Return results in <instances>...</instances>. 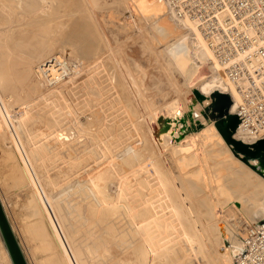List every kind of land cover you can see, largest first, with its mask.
<instances>
[{
  "label": "rangeland",
  "instance_id": "rangeland-1",
  "mask_svg": "<svg viewBox=\"0 0 264 264\" xmlns=\"http://www.w3.org/2000/svg\"><path fill=\"white\" fill-rule=\"evenodd\" d=\"M152 10L146 13L138 9L133 0H0V63L2 61V66L9 68L7 92L11 90L21 97L15 115L25 122L23 139H28L29 154L41 173L44 188L63 205L64 229L76 254L77 250L87 254L84 259L77 255L78 264H219L216 261L225 237L219 224L223 223L226 233L228 217L233 213L228 202L235 201L238 209L235 216L241 217L243 223L254 222L250 196L257 199L258 193L264 190L261 175L246 161L231 154L214 129L213 120L203 113L210 98L205 102L192 100L193 90L166 53L163 44L167 39L159 35L161 22L158 13ZM78 19L88 29L89 53L83 54L84 44L73 37L77 34L75 23ZM33 34L36 38L39 35L41 46L55 47L51 51L56 53H50L36 64L35 60L31 65L33 79L23 82L26 60L35 57L37 51ZM59 51L65 63L64 75L58 82L48 84L36 70L37 64L59 55ZM75 53L80 54L79 58L74 57L77 56ZM36 79L42 80L39 88L33 83ZM0 89L3 90L1 86ZM90 94H95V99L86 101L85 97ZM161 114L172 117L173 131L169 136L174 142L167 140L164 161L158 163V156H148L151 154L142 146V140L137 142L135 129L147 131V121H156ZM29 131L36 135L31 137ZM211 137L221 145L220 160L240 163L245 173L243 177H236L233 170L222 167V162L214 159L216 156L205 155L203 161L211 158L210 165L204 164L205 169L216 173L214 166L221 168L218 177L223 178L225 185L241 178L237 185L240 192L225 201L217 200L212 185L215 180L207 170L201 171L192 158L197 148L204 152L202 147L210 143ZM132 139L136 140L133 142ZM3 140L0 139V193L27 261L38 264L47 255L37 250L36 254L32 252L34 240L24 230L27 222L37 223L35 219L36 223H33L32 218L25 217L29 216L30 198H27L30 190L26 182L17 181L9 173L12 168L8 166L7 157L12 155L3 153L10 148V141L5 139L4 143ZM190 141L194 142L195 150L184 149ZM140 151L143 155L146 153V158L137 156ZM191 153L193 161L185 164L183 159L187 155L189 159ZM248 161L257 163V159ZM76 165L80 171L74 169ZM194 167L198 168H195L197 175ZM93 177L101 180L100 188L92 189L95 190L93 193L101 194L92 206L95 216H89L87 212L77 215V208L84 211L93 204L94 200L89 199L93 194L81 192L83 187L90 185ZM16 182H19L18 188ZM86 202L92 204L87 206ZM224 205L229 208L223 207V219L213 218V209ZM72 208L74 210L70 212ZM242 228L238 229L239 239L243 235ZM84 230L90 232L91 239L96 235L108 239L100 247L104 257L95 259V253L89 252L81 232ZM239 245L240 241L231 247L230 255L238 251ZM0 264H8L1 243Z\"/></svg>",
  "mask_w": 264,
  "mask_h": 264
},
{
  "label": "bare ground",
  "instance_id": "bare-ground-1",
  "mask_svg": "<svg viewBox=\"0 0 264 264\" xmlns=\"http://www.w3.org/2000/svg\"><path fill=\"white\" fill-rule=\"evenodd\" d=\"M133 1H134V6L135 7H137L140 10H143L146 13L150 12L151 9H153L152 10L153 12L155 11L156 13H158V17H159V20L161 22L160 23L161 24V28L160 29H162L159 32V35L161 36V38L167 39V43L163 44V47H164L166 53L169 55V58H170L172 64L179 71V73L182 74V76L184 77V81L186 82V84L188 86H190V88H192L193 93H194V90H197L198 92H200L201 94L204 95V98L199 101L195 97V95L193 94V96H194L192 98L193 101L197 100L199 102H205L206 100L209 99L210 93L215 91V90L216 91H221V92H230V94L232 95L234 100L238 99L237 95L235 94L233 89H231V87H230V82H229V80H228V78H227V76L225 74L223 66L218 61H216L214 59L210 49L206 46L204 40L202 39V37H201V35H200V33H199V31H198V29H197V27H196V25H195V23L193 21H191L190 19H180V18H177L174 15H172L170 10H167V8L169 9V7H168V4H167L166 0H133ZM75 28L77 29V31H76L77 34L74 35L73 37L74 38L76 37L80 41L81 44H84V45H82L83 46V50H82L83 52L82 53L84 54V53H86V51H88L89 42H90V41L88 42V39H87V36H89V35L86 36V32H88L87 31L88 30L87 26H85L83 23L81 24L79 22V19H78V21L75 23ZM37 34H39V33H37ZM39 35H37V38H36V36H34V34L32 35V36H34L33 38L36 39V41H34V43L36 45L35 47L37 48L36 49L37 51L34 53L35 57H32V59L26 60L27 61L26 62L27 65H25V67H23V68H25V70L22 71V72H25V76L23 75L24 76V81L22 79L23 82H25V80L29 81V80L33 79L32 77H34V76H32L33 73L31 75V72H33V71H31V65H32V63L35 60H36V62H34V63L36 64V63L39 62V60H41L43 57L45 58V56H48L50 53H54V54L56 53V52H54V50L51 51L52 49H55V47L54 48H47L45 46H41L40 45V43H39ZM24 36H26V35H24ZM67 36H68V34H67ZM69 37H70V35H69ZM40 38H42V37L40 36ZM27 39L29 40L28 37H27ZM27 39L26 40L23 39V40L27 41ZM30 39H32V38H30ZM43 39H44V37H43ZM27 42H25V43H27ZM55 42H53V43H55ZM49 43H50V46H53V44L51 42H49ZM32 44L33 43H31V45ZM26 45L28 47V44H26ZM26 45H24V47ZM29 46H30V44H29ZM73 46H75V45H73ZM77 46H76V48H77ZM27 47H26V49H27ZM79 47L80 46H78V48ZM73 48L74 47H72V50H73ZM76 48H74V50H76ZM21 50H23V49H21ZM94 50H95V48H94ZM74 52H77V51H74ZM74 52H72L73 55H74ZM61 53L62 52H60L59 55L56 54L55 56H52V58H47L46 60H43V62H40L39 64H37L38 69H36V70L42 71L45 76L48 73L51 75V77L46 76L47 77L46 80L48 82L52 81L53 79H55V77L57 75V71L59 70V68H61V66H57L58 64L60 65L62 63L61 60H60L61 55H62ZM88 53H89V51H88ZM31 55H33V54H30V56ZM75 55H77V56H74L75 58H79L78 55H80V54L75 53ZM27 56H29V55H27ZM92 57H93V54H92ZM83 59H85V58H83ZM77 60H79V59H77ZM50 61H53V63L52 62L50 63ZM2 63L3 62L1 61V63H0V86L2 87L3 90L0 89V139L3 140V137H4L6 139V141L7 140L10 141V148H7L6 149L7 150L6 153H3V154H7V153L10 154L11 153V155H12L11 157H7L8 158L7 160H9L8 166L10 167V169L12 168L11 170H9V173L11 174V176H13L12 178L16 179L17 181L22 182V183L26 182V184L28 185L29 190H30L29 191L30 192L29 196L26 195V197L28 196L27 199L30 198L29 201H28V203H30V208L28 210V215L29 216H25V217H29V219L32 218L31 219L32 222L34 223L35 221H37V223L35 222L36 225H33V224H28V222H27V225H25V227L24 226L23 227L25 228L24 230H26L29 233V235L27 234V236H30L31 240H34L33 242L31 241L32 243H34V245H32L33 246L32 252L36 254L35 250H37V251H39L40 254L48 256V257L46 256V259L44 258L45 259L44 261L40 260V263H38V264H78L77 255L81 259H84V256H87V254H84L85 253L84 250L82 252L77 250L78 254H76L75 249L73 247V244L71 243L68 235L66 234V230L64 229L65 223H64L63 219L65 218V216H64L65 210L63 209V205H62L60 200L56 199L57 197L55 198V197H53L51 195V193H52L51 191L46 190L44 188L43 183L40 180V174L41 173L36 169L33 157H31L30 154H29L28 139H26V140L23 139V135L25 134L26 130L22 126H25V122L22 123L23 121L20 120L15 115V109L16 108H18V109L20 108V103L19 102L21 101V99H20L21 97L19 98L16 95V93L15 92L14 93L11 92V90L7 92V90H8L7 86L9 85L10 81L7 78L6 75L8 74L9 68H8V66L5 67L4 64L2 66ZM47 64H48V68H45V66ZM2 71H4V72H2ZM79 71H81V70H79ZM20 73H21V71H20ZM38 80L36 79V82L33 81V83H35V85L39 88V87L42 86L41 84H43V83H42V80L41 81H38ZM47 81H45V82L48 83ZM105 82L107 83V81H105ZM52 83H48V84H52ZM101 83H103V82L101 81ZM59 85H57V87ZM108 85H109V81H108ZM53 88H54V86H53ZM59 88H57V89H59ZM48 89H49V87H48ZM32 90H34V89H32ZM107 90H105V91H107ZM12 91H13V88H12ZM46 92H48V91H46ZM59 92H60V89H59ZM67 93H69V90H68ZM102 93H103V91H102ZM74 94H75V92H74ZM105 95H106V93H105ZM101 96H103V95H101ZM85 98H86V101H93L95 99V94H93V95L90 94V95H88V97H85ZM108 101H110V100H108ZM110 102H112V101H110ZM209 102L210 101L206 102V105L209 104ZM97 113H98V111H97ZM130 114H127V115H130ZM130 116L134 117V115H132V114ZM155 119H156V121H153V120H148L147 121L148 122L147 123L148 124V130L147 131H146V129H144L143 132H142V129L139 130V131H136V129H135V135H136L137 142L142 140V144L144 143L142 146L147 148L148 151L150 152L151 155H148V156L152 157L154 155H157L158 157L156 158V160H158V163L159 162L161 163V162L164 161V156H165L164 153H165V151L168 148L167 147V140L170 139V140H172V142H174L173 141L174 139H172L169 136V134L173 131L172 128H171L172 117L164 116V115L161 114V115H158V117L155 118ZM161 120L163 122H166V124H164V128L163 129L160 126V121ZM212 124H213V127L216 130L219 138L223 141V143L226 145V147H228V149L230 150L231 154L234 157H236L237 159L243 160L241 158V155H237L234 152V150L231 148V146L224 140L223 136L220 134V132L216 128V126L214 124V121H213ZM140 128H141V125H140ZM141 132H142V134H141ZM147 132L149 133V135L147 134ZM29 133H30L31 137L36 135V132H34V131H29ZM232 138L236 142H238L239 144L243 145V144L251 143L253 140H255V135H253L249 131H245V130L237 127L236 132L233 134ZM5 139L3 140V142L5 141ZM135 140H133V142ZM213 141L217 145V150H215V146L216 145L213 143ZM194 145H195L194 142L190 141L189 142V146L185 147L184 149H188L189 148L190 151H191V149H194ZM219 146L221 147V145L219 144L217 139L211 137L210 143H208L207 146H205V147L203 146L202 147L204 149V152L202 150H199V148H197V150L194 149L195 152H196V153H194V157H192L193 156L192 155L193 152H192L190 154L191 156H189V159H187L188 158L187 157L188 155H187L186 156L187 158L185 157V159H187V160H185V159H183V160L186 161L185 162V164H186L188 162L193 161V159H194L195 160L194 163L196 162V164L200 165V167L202 169L201 171H205L207 169H205L204 164H206L211 158L209 157L210 159H207L208 160L207 162L203 161V158H205V155L207 153H210V156H213V157L216 156V158H214L215 160L216 159L220 160L221 157L219 155H221V153L223 151L220 149ZM139 150H140V147L138 148L137 151H139ZM212 151H213V153H212ZM142 152L141 151L138 152L137 156L141 155L143 158H146V157H144L146 153L144 152V155H143ZM149 152H147V153H149ZM186 152H188V150ZM251 159L252 160H256L257 159V163H253L255 165L257 164V168H255V165L249 163V161L246 162L247 165L252 170H254L257 173H259V175H261V177H262V179L264 181V161L261 158H251ZM215 160H213V162ZM223 161H221L222 162L221 163L222 167H225L228 170L229 169L233 170L234 171L233 173L236 174V177L245 176V173L242 171L243 167H240V163H238L236 161H233V160H230V159L229 160H224L223 159ZM181 162H183V161H181ZM202 162H205V163H202ZM76 163H73V164H76ZM77 164H80V162L77 163ZM211 164H213V163H211ZM190 165H191V163H190ZM209 165H210V163H209ZM213 165H215V164H213ZM213 165L211 166V168L213 167ZM208 167H210V166H208ZM195 168L198 169L197 167H194L193 169H195ZM214 168L217 169V171H215L216 173H214L213 171L210 172L208 170H207V173L211 174L213 179L215 180V184H212V185H213V188L215 189V192H216L215 195H216V198H217L218 201H225V200H227L229 198L230 195H234L235 193L240 192L241 189H238L237 185L240 183V179L241 178H237V182L235 180V182L233 184L227 186L222 181L223 178L221 179V178L218 177L219 176L218 174H221V168H217L215 166H214ZM74 169H76L78 171L80 169L79 165H76V167ZM196 169H195V174L197 175V172H196L197 170ZM80 173H78V174H80ZM90 178H92V177H90ZM98 178L99 177H96V178L92 179V181L90 180L91 181L90 185L85 186V188L83 187L81 192L85 191L84 195H88L86 193H89V195L92 193L93 197L91 196V198H89V199L94 200V201H93V204H92V202H90V203L86 202L87 206L90 205V204H92V205L88 206L87 209L84 208L83 209L84 211H81L79 208H77V210H78L77 215H80V214L82 215V214H84V212H87L88 213L87 215L90 214L89 216H91V214H93L92 216L93 217L95 216V208L92 207V206L96 205L97 201L99 200V197H101L99 195H101V194L99 192L93 193L92 191H95V190H92V189L98 190V188H100L99 186H100L101 180L98 179ZM85 182L86 181H84V183ZM250 182L252 183L253 180L250 181ZM18 183L17 182L14 183V184L17 185L16 186L17 188H18ZM147 183L149 185V182H147ZM147 183H146V185H147ZM257 183H258V181H257ZM19 185H21V184H19ZM74 185H76V184H74ZM23 186H25V185L23 184ZM21 188H23V187H21ZM73 188H76V187H73ZM71 190H73V189H71ZM23 191H25V190L23 189L22 192ZM77 195H81V194H77ZM88 197H90V196H88ZM0 198H1V201L3 203L4 208H6L5 207L6 206L5 202L3 201L5 199L2 198L1 193H0ZM85 198H86V196H84V201H85ZM79 200H81V202H82V199L79 198ZM26 202H25V204H26ZM250 203L252 205L251 209H252V214H253V217H254L253 221L255 222V221H257L258 217L264 216V190L258 193L257 199L256 198H252L250 196ZM26 205L29 206L28 204H26ZM228 205L232 206L231 208H233L235 211L233 209H231L233 211V213H231L229 215V217H228V224L226 223V228H227L228 231L226 233L224 231L223 223L219 224V227L221 228V231L223 232V234L225 236L224 239H223V242H222L223 243L222 252L218 253V258H217V261H216L219 264H227L229 262V260L231 262V260H232V258H230L232 256V255H230L231 247L233 245H237L238 242L240 241L238 229L240 227H242V225H243V222L241 220L242 218L238 217V216H235L236 211L238 212V209L235 207V201L232 200V201L228 202ZM228 205L219 206V207L214 208L213 212L211 214L212 217L216 218V219H221V218L223 219L224 214H225V213H223L224 212L223 211V207L224 208L227 207L226 209H228L229 208ZM85 207H86V204H85ZM72 210H74V209L73 208L70 209V212ZM77 210H75V211H77ZM23 211L26 212V210H24V209H23ZM33 219H35V221ZM258 220H259V218H258ZM94 221H96V220H94ZM244 223L252 225L253 222H247L246 221ZM11 225H12V227L14 229L15 226H13V224H11ZM24 230L22 229L23 232H24ZM14 231H15V229H14ZM22 231H21V234L23 233ZM81 232H83L82 233L83 238L86 239L85 240L86 241V247H89V249H88L89 252L91 251L92 253H95L94 258L97 259V258L104 257V252L102 251L101 248H102V245H105L108 242L107 241L108 239L106 240V239L102 238L101 236L97 237V235L92 237V239H91L90 236H89L90 232H88L87 230H84V231H81ZM104 235H103V237H104ZM19 240H21V239H19ZM28 240L30 241L29 237H28ZM0 243H1L4 256L6 257L8 264H12V262H11V260L9 258V255L7 253V250H6L5 246H4V243L2 241L1 236H0ZM94 243H96L97 246ZM22 245H23V242H22ZM31 259H32V257H31ZM230 262H229V264H230Z\"/></svg>",
  "mask_w": 264,
  "mask_h": 264
},
{
  "label": "built area",
  "instance_id": "built-area-1",
  "mask_svg": "<svg viewBox=\"0 0 264 264\" xmlns=\"http://www.w3.org/2000/svg\"><path fill=\"white\" fill-rule=\"evenodd\" d=\"M172 15L193 21L237 95V127L264 135V0H166ZM55 79L64 75V60ZM45 62V61H44ZM53 61H50V63ZM49 63V62H48ZM48 68V64L45 66ZM52 83V84H53ZM230 264H264V220L243 223Z\"/></svg>",
  "mask_w": 264,
  "mask_h": 264
},
{
  "label": "water",
  "instance_id": "water-1",
  "mask_svg": "<svg viewBox=\"0 0 264 264\" xmlns=\"http://www.w3.org/2000/svg\"><path fill=\"white\" fill-rule=\"evenodd\" d=\"M195 97L200 101L204 95L194 90ZM210 102L204 106L203 113L214 121V124L224 140L231 146L237 155H241L244 161L250 158H261L264 161V135L255 138L251 143L239 144L232 137L236 132L239 122L236 114L237 101L230 92L213 91L209 95ZM166 122L160 121L163 129ZM245 145V146H244ZM264 218L253 222L258 225ZM0 236L7 250L12 264H29L11 225L9 217L0 198Z\"/></svg>",
  "mask_w": 264,
  "mask_h": 264
}]
</instances>
